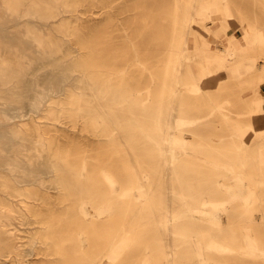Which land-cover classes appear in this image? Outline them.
Returning <instances> with one entry per match:
<instances>
[{
  "label": "bare ground",
  "instance_id": "obj_1",
  "mask_svg": "<svg viewBox=\"0 0 264 264\" xmlns=\"http://www.w3.org/2000/svg\"><path fill=\"white\" fill-rule=\"evenodd\" d=\"M0 1V50L7 49L0 53V151L3 140L13 144L12 155L0 153L5 173L0 178V264H20L39 251L61 264H102L105 258L107 264H180L186 248L195 264H239L221 256L233 252L256 255L264 264V100L258 87L264 79L263 23L233 14L225 0H214L221 22L195 27L194 14L203 13L204 0H174L158 90L160 110L148 117L151 131L137 114L118 113L127 96L126 82L129 91L130 83L139 81L136 89L142 92L141 80L65 20L63 11L78 14L81 4L97 0ZM232 24L242 29L246 43L227 34L222 47H211L206 34L221 35ZM221 67L227 73L221 75ZM230 78L239 91L254 90L247 100V122L230 114L229 97L221 102L217 96ZM185 89L201 91L229 138L196 133L187 125L191 121L178 116ZM50 92L64 95L54 101L57 107L48 109L50 117L61 111L73 124L82 119L93 138L113 149L111 155L122 143L127 158L108 155L104 162L99 149L84 153L62 144L57 128L50 132L37 122H24L29 111L42 108ZM151 93L146 88L145 98ZM236 96L243 98L240 92ZM15 117L23 124L12 122ZM135 128L148 129L144 145ZM183 129L191 130L196 140H186ZM120 161L129 176L116 169ZM134 186L142 188L143 202L135 198ZM157 186L167 192L155 195ZM42 188H54L56 195H44ZM217 208L227 211L229 221L218 219ZM149 210L158 225L152 237L145 235ZM254 210L260 212L255 215ZM174 237L188 245L176 248ZM147 245L164 250L165 259L123 258L124 252Z\"/></svg>",
  "mask_w": 264,
  "mask_h": 264
},
{
  "label": "rangeland",
  "instance_id": "obj_2",
  "mask_svg": "<svg viewBox=\"0 0 264 264\" xmlns=\"http://www.w3.org/2000/svg\"><path fill=\"white\" fill-rule=\"evenodd\" d=\"M214 1V0H213ZM217 1V0H215ZM212 2V0H204L201 3L203 13L194 14L193 25L198 27L199 24H203L207 28H211L212 22L219 24L221 19L217 16L220 10L217 4ZM226 4L229 5L230 10L233 14L238 15L242 13L249 17L250 19H258L264 24V4L260 0H225ZM222 3V0H218ZM175 2L174 0H97L96 3L90 4L84 2L79 7L81 11L77 14L69 10H65L64 16L65 20L70 21L72 26H75L77 30L83 33L88 39H91L90 44L96 47H102L107 54L116 56V60L119 68H127L128 72L138 77L143 83L142 92L137 91L136 87L140 84L139 81H133L130 85L134 86L128 91V82H126L127 96L125 99L119 103L120 108L118 113L122 117L130 116L131 114H137L142 120V124L151 131H153V122L148 119V117H154V115L160 110L159 100H158V90L160 81L163 78V70L165 68V60L168 56V39L172 32L173 25V13ZM2 2L0 1V10L2 9ZM228 8V12H229ZM204 12H208L206 14ZM25 18V17H22ZM44 32L48 29L40 27ZM227 34H235L241 43H246V39L243 36L242 29L235 24L226 27V30L221 33V35L215 32H208L206 34V39L210 41V45L213 48L222 47L226 43ZM241 34V35H240ZM165 37V38H163ZM69 41L73 48L76 49L75 38L73 35L68 36ZM237 43L239 41L237 40ZM1 55L7 53V49L2 46ZM75 53V52H74ZM139 54V60L135 62V54ZM127 61V62H125ZM219 73H227L224 68L219 69ZM229 75V74H228ZM225 88L219 89L217 96L222 102L223 97H229L232 100L230 104V114L241 122H247L249 119V113L247 110V104L251 94L254 92L252 88H241L240 91L235 85V81L230 78V81ZM150 88L151 95L146 97V88ZM261 87L262 99L264 100V79L258 84ZM211 90L215 91L214 86ZM187 97L180 105V110L178 116L182 120L191 121L189 128H192L196 133H215L216 137L221 139L229 138V135L225 134L226 129L222 128V122L220 115L214 111L213 106L208 102V100L203 96L201 91L185 89ZM130 92V93H129ZM240 92L243 95L236 96ZM50 92L48 96L44 98L41 103V109L38 112H31L24 116V122H37L41 124L45 129L52 132L51 128H57L56 138L64 145L68 147H73L84 153H96L97 149L100 150L99 157H106L104 162L108 161L107 156L111 155L110 149L105 140H98L93 138L89 131L86 130L85 123L82 119H79L76 124L69 121V118L63 114L61 111L57 112L55 117H50L48 109H54L57 107V103L54 102L56 99L63 98L64 95H52ZM52 95V96H51ZM2 101L3 99L0 98ZM46 100V101H45ZM44 103V104H43ZM264 106V104H263ZM144 113V114H143ZM37 114V115H36ZM28 116V117H27ZM34 116V117H33ZM19 117L11 119L12 122H21L18 120ZM185 125V124H184ZM142 131L141 129L135 128L137 133V139L141 144H145L147 141L144 133L147 130ZM112 133L115 130H111ZM182 135L186 140L193 141L196 140V136L193 135L191 130L183 129ZM207 139L209 137H206ZM115 141L119 140L116 136ZM1 142V140H0ZM2 147L4 151L1 150L0 153H4L9 156L13 154L12 145L10 141H2ZM150 145V144H149ZM6 146V147H5ZM124 145L119 143L114 149V154L111 155L113 159L115 158H127V155L123 152ZM154 150V146L147 147ZM98 150V151H99ZM119 152V153H117ZM264 158V155H262ZM115 161V160H113ZM118 163V162H117ZM106 166V164H104ZM117 170H122L124 164L122 161L117 165ZM0 166V178L5 174ZM119 174V172H118ZM122 176H129V173L123 171ZM124 174V175H123ZM31 187V185H27ZM197 188H200L199 186ZM132 191L137 200L143 202V194L141 193L142 188L134 186ZM41 192L44 195L55 196L56 191L54 188H42ZM167 192L163 186L155 187L154 194H162ZM173 198L176 197V191L171 193ZM4 196L7 195V191L3 192ZM17 198V197H14ZM241 206V205H240ZM93 208L89 207V210ZM177 209V208H176ZM218 219L222 221H229L227 211L217 208ZM260 211L254 210L253 214L257 215ZM178 214V212L176 213ZM147 218L149 219L146 225L145 235L152 237L157 229V220L155 218L154 212L151 210L147 211ZM187 216H183L182 219H186ZM23 225V224H22ZM24 226V225H23ZM150 229L152 232H150ZM22 232V231H21ZM173 242L177 248V244L188 245L187 242H183L182 238L174 237ZM187 249V248H186ZM182 249L179 260L180 264H195L193 262V253L190 251ZM178 255L177 253L175 254ZM141 256H148L155 259L164 260L165 252L162 249L154 251L150 249V246H140L138 249H131L123 253L124 259H138ZM222 258H229L239 264H260L263 260L249 253H223ZM5 257V256H2ZM109 261L105 258L102 264H107ZM20 264H61L55 259H50V255L44 254L42 251L27 254L25 260ZM123 264V262H122Z\"/></svg>",
  "mask_w": 264,
  "mask_h": 264
}]
</instances>
